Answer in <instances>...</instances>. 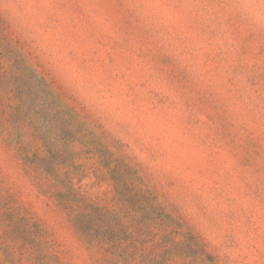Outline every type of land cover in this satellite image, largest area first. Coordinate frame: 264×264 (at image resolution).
I'll return each mask as SVG.
<instances>
[{"label": "rangeland", "instance_id": "rangeland-1", "mask_svg": "<svg viewBox=\"0 0 264 264\" xmlns=\"http://www.w3.org/2000/svg\"><path fill=\"white\" fill-rule=\"evenodd\" d=\"M0 264H264V0H0Z\"/></svg>", "mask_w": 264, "mask_h": 264}]
</instances>
